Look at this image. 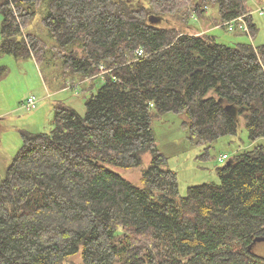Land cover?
Returning <instances> with one entry per match:
<instances>
[{
  "label": "trees",
  "instance_id": "obj_1",
  "mask_svg": "<svg viewBox=\"0 0 264 264\" xmlns=\"http://www.w3.org/2000/svg\"><path fill=\"white\" fill-rule=\"evenodd\" d=\"M44 1L65 73L110 72L85 113L59 103L50 131H22L0 176V264H61L81 248V264H264L251 247L264 238V145L182 196L152 125L186 114L189 141L209 148L237 134L236 107L250 139L264 137V42L222 43L172 18L187 23L191 7L202 16L217 6L221 22L247 15L255 39L247 0H3L1 55L44 54L45 40L23 32ZM147 151L142 186L108 167H137Z\"/></svg>",
  "mask_w": 264,
  "mask_h": 264
},
{
  "label": "rangeland",
  "instance_id": "obj_2",
  "mask_svg": "<svg viewBox=\"0 0 264 264\" xmlns=\"http://www.w3.org/2000/svg\"><path fill=\"white\" fill-rule=\"evenodd\" d=\"M2 1L0 0V3ZM131 1L135 5L147 2V0ZM246 3L251 9V19L259 29L255 39L247 17L249 31H244L240 26L230 30L227 21L221 22L217 6L206 5L202 16L191 7V17L187 23L178 20L177 17L172 18L174 25L185 32L198 35L209 32L217 36L218 41L222 43L231 45L236 42H251L257 46L264 42V14L258 13V9L264 7V0H247ZM47 11L48 1H44L37 9V16L32 20L31 25L28 28L23 27L24 34L31 32L45 40L47 45L43 55L32 51H29L25 57L0 54L1 177L5 176L8 166L22 146V131H50L53 127L54 107L59 103L70 105L80 113H85V102L91 95V90L101 86L107 73L110 72L105 68L102 76L100 68V72L96 75L83 79L66 74L63 59L58 55L59 43L42 21ZM207 16H212V19ZM2 18L0 12V42ZM210 95H213V92H210ZM31 96L38 99L37 106L33 109L23 108V102ZM230 112L238 119L237 134L222 136L209 148L189 141V130L183 126L185 120H188L186 114L169 112L155 116L152 125L156 143L159 150L167 156L168 166L177 173L180 195H186L191 186L211 181L219 182L218 166L224 165L236 154L252 150L257 145H264V137L256 141L250 139L244 118L239 115L236 107ZM205 152L209 153L208 158L203 155ZM152 158V153L147 151L143 153L142 163L137 167L124 168L112 164L108 167L134 184L142 186L143 170L148 168ZM252 250L264 256V240L254 243ZM82 262L81 248L80 252L68 257L61 264Z\"/></svg>",
  "mask_w": 264,
  "mask_h": 264
},
{
  "label": "built area",
  "instance_id": "obj_3",
  "mask_svg": "<svg viewBox=\"0 0 264 264\" xmlns=\"http://www.w3.org/2000/svg\"><path fill=\"white\" fill-rule=\"evenodd\" d=\"M258 13L260 15H263L264 14V7L262 8H259L258 9ZM246 15H243V16H240L236 19H233L231 21H228L226 22V24H228L230 26V30H233L234 27H235V24H239V26L244 30V31H248V26L246 24V21L244 19ZM142 50H139L138 51V55H142ZM101 71H102V76H104V73H105V67L102 65L101 67ZM37 103H38V99L35 97V96H31L29 97L28 99H26L23 104H22V107L23 108H26V109H33L37 106Z\"/></svg>",
  "mask_w": 264,
  "mask_h": 264
},
{
  "label": "water",
  "instance_id": "obj_4",
  "mask_svg": "<svg viewBox=\"0 0 264 264\" xmlns=\"http://www.w3.org/2000/svg\"><path fill=\"white\" fill-rule=\"evenodd\" d=\"M150 19L153 20L154 22H157V21H161L162 20L161 18H159V17L158 18H155L154 16H151ZM228 109H231V106H228ZM262 240H264L263 237L256 238L255 241L252 243L251 247H253V244L256 243L257 241H262Z\"/></svg>",
  "mask_w": 264,
  "mask_h": 264
},
{
  "label": "bare ground",
  "instance_id": "obj_5",
  "mask_svg": "<svg viewBox=\"0 0 264 264\" xmlns=\"http://www.w3.org/2000/svg\"><path fill=\"white\" fill-rule=\"evenodd\" d=\"M240 16H243V15H240ZM240 16H238V17H240ZM238 17H236V18H238ZM246 17H247V15L244 17V19H245V21H246ZM236 18H234V19H236ZM231 20H233V19H231ZM231 20H228V21H231ZM227 21V22H228ZM247 24V23H246ZM228 25V24H227ZM238 27L239 26V24H235V27ZM247 26H248V24H247ZM228 27L230 28V26L228 25ZM235 27H234V29H235ZM249 31V30H248ZM220 160H223V158H220Z\"/></svg>",
  "mask_w": 264,
  "mask_h": 264
},
{
  "label": "crops",
  "instance_id": "obj_6",
  "mask_svg": "<svg viewBox=\"0 0 264 264\" xmlns=\"http://www.w3.org/2000/svg\"><path fill=\"white\" fill-rule=\"evenodd\" d=\"M207 17H210L211 19H212V16H207ZM92 86H90V88H91Z\"/></svg>",
  "mask_w": 264,
  "mask_h": 264
}]
</instances>
